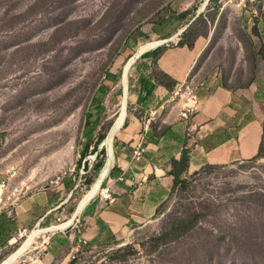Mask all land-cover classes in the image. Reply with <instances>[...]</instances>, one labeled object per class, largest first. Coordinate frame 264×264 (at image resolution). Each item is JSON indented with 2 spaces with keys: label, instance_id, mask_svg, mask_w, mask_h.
Returning a JSON list of instances; mask_svg holds the SVG:
<instances>
[{
  "label": "rangeland",
  "instance_id": "374dc122",
  "mask_svg": "<svg viewBox=\"0 0 264 264\" xmlns=\"http://www.w3.org/2000/svg\"><path fill=\"white\" fill-rule=\"evenodd\" d=\"M167 22L174 33L148 30ZM185 25L179 36L134 58L140 46L172 38ZM184 45L200 49L192 70L197 79L232 88L261 79L264 2L248 1L239 10L228 0H0V170L14 166L20 176L38 178L74 170L58 186L67 203L57 213L63 223L73 219L100 176L79 178V169L91 168L98 134L109 127L108 136L117 118L124 65L134 58L119 130L131 113L141 117L147 109L130 101L142 76L167 85L155 61L165 49ZM89 140L86 161L79 164ZM85 207L51 237L47 248L55 246V257L47 264L69 256ZM55 217L40 227L58 226ZM23 241H15L4 261ZM68 264H264V160L187 169L177 183L170 176L147 221L117 241L84 249L79 261Z\"/></svg>",
  "mask_w": 264,
  "mask_h": 264
},
{
  "label": "crops",
  "instance_id": "0c3cea01",
  "mask_svg": "<svg viewBox=\"0 0 264 264\" xmlns=\"http://www.w3.org/2000/svg\"><path fill=\"white\" fill-rule=\"evenodd\" d=\"M148 30L156 34L167 31L168 35L174 33L176 27L167 22L163 27L152 25ZM199 51L192 45L165 49L156 59L155 69L165 75L167 85L142 76L137 83L139 88L133 90L130 101L135 109L156 108L177 84L187 81L196 87L200 110L192 119L183 121L178 118L177 108L168 105L146 132L142 130L143 116L137 112L129 115L112 147L110 169L114 153L116 169L111 172L109 169L101 182L109 186L115 202L91 199L80 215L83 225L80 236L89 241L90 248L125 237L152 216L168 190L172 160H179L183 151L188 157L189 171L257 156L264 140V77L240 88L197 79L192 70ZM200 83L203 86H199ZM139 140L144 142L146 153L143 160L135 164L131 161V148ZM60 189L36 191L20 208L0 215L1 263L17 240L18 229L47 226L50 215L57 217V213L64 210L67 199L58 195ZM54 247L47 248L44 258L36 264L51 262L55 257ZM68 262L69 256L62 264Z\"/></svg>",
  "mask_w": 264,
  "mask_h": 264
},
{
  "label": "built area",
  "instance_id": "2783aa9c",
  "mask_svg": "<svg viewBox=\"0 0 264 264\" xmlns=\"http://www.w3.org/2000/svg\"><path fill=\"white\" fill-rule=\"evenodd\" d=\"M235 8L245 10L248 1L261 2L264 0H228ZM199 86H203L200 83ZM173 105L178 110V118L183 121L192 119L200 110V96L196 91V87L189 82L184 81L177 84L170 92L168 97L161 102L156 108H147L142 118V130L148 131L150 126L157 122L161 113L166 109V106ZM146 153V147L142 140L137 141L131 148V161L135 164L140 163ZM95 158V157H94ZM93 158V159H94ZM86 161V159H83ZM74 170H64L59 174L51 177L40 176L39 178L34 174L27 176H20L18 170L14 166L0 170V215L10 213L22 206V204L32 196L36 191H43L50 188H56L60 184H64L67 178L71 176ZM80 176L86 173L84 171V164L79 169ZM101 200L111 204L115 202V196L112 194L109 186L100 184L99 191L97 192ZM76 217H74V220ZM73 220V221H74ZM63 223L59 216L55 217V225ZM53 226V225H50ZM48 226V227H50ZM70 227V226H69ZM39 226L33 227L28 230L20 228L16 232L17 239L28 237L33 231L38 232ZM65 228L64 230H66ZM64 230L47 231L37 233L33 243L24 251V253L17 259L18 264H36L39 261L37 253L46 249L50 243L51 237ZM90 248L89 241L82 236H78L72 245L69 254V262L79 261V256L83 254L84 249ZM34 253V254H31Z\"/></svg>",
  "mask_w": 264,
  "mask_h": 264
},
{
  "label": "bare ground",
  "instance_id": "6f19581e",
  "mask_svg": "<svg viewBox=\"0 0 264 264\" xmlns=\"http://www.w3.org/2000/svg\"><path fill=\"white\" fill-rule=\"evenodd\" d=\"M204 6V5H203ZM159 42H149L146 43L142 46H140L138 48L137 54L135 55L137 58L139 54H141L144 51L150 50L154 47L158 46ZM133 57L130 58L126 64L123 67V71L121 74V85H122V103H121V107H120V111L117 115L116 120L114 121L110 132L108 134V136L105 138V142L106 145L108 147V149H110L111 146V141H112V137L113 135L119 130V128H121V126L124 123L125 120V115H126V98H127V77H128V72H129V68H130V64L132 63ZM200 85V84H199ZM105 176V174L102 172V174L99 176V178L97 179V181L95 182V184L93 185L92 190L87 193L80 201V203L78 204V207L76 209V214L74 217H76L81 210L83 209V207L97 194V192L99 191V187L100 184L102 182L103 177ZM73 219L68 220L67 222L58 225V226H52V227H44V228H39L38 232L33 231L32 233H30V235L28 237H26V239L23 241L22 245L20 246V248L14 253L12 254L7 260H5L4 262H2L1 264H14L17 259L24 253L25 250H27L30 245L33 243V240L35 239V236L37 233H43V232H47V231H55V230H63L65 228H68L72 222Z\"/></svg>",
  "mask_w": 264,
  "mask_h": 264
},
{
  "label": "trees",
  "instance_id": "16d2710c",
  "mask_svg": "<svg viewBox=\"0 0 264 264\" xmlns=\"http://www.w3.org/2000/svg\"><path fill=\"white\" fill-rule=\"evenodd\" d=\"M188 11H185L180 17L178 16L177 19H186V16L188 15ZM180 17V18H179ZM169 46V45H168ZM167 46V47H168ZM127 123L124 124V126ZM112 127V126H111ZM108 128L106 127L104 131H100V133L98 134V138L96 139V141L94 142L92 148L93 151L95 152V158L93 160V163L91 165V168L89 170L86 171V173L88 175H92L93 177L99 176L100 173L103 171V169L105 168V164H106V160H107V149L106 147L103 145L101 146V144L103 143V141L105 140L107 133H108ZM111 129V128H110ZM110 132V130H109ZM116 140V136L114 137ZM91 141L89 140L87 142V144H85L84 146V150L82 151L81 155H80V160H79V164L82 163L83 159L86 157L87 152H88V148L91 146ZM264 157V140L262 141L260 148H259V152L257 154V156L254 159H260ZM188 168V157L186 155V152L183 151L181 154V157L179 160H172V169L170 171V175L173 177V180L175 181V183H177V178L178 175H180L182 172L186 171ZM116 169V155L114 153V162L113 165L110 169V172L112 170ZM91 181L89 180L87 182V185L90 186Z\"/></svg>",
  "mask_w": 264,
  "mask_h": 264
},
{
  "label": "water",
  "instance_id": "95a60500",
  "mask_svg": "<svg viewBox=\"0 0 264 264\" xmlns=\"http://www.w3.org/2000/svg\"><path fill=\"white\" fill-rule=\"evenodd\" d=\"M199 12H200V11H198V12L195 14L194 17H197L198 14H199ZM186 27H187V25H185V27H184L183 29H181V30H180V31H179L174 37H172V38H168V39H166V40H163V41L159 42V43H158V46L164 44L165 42L171 41V40L174 39L175 37L179 36V35L184 31V29H185ZM158 46H157V47H158ZM142 53H143V52H142ZM142 53H141V54H142ZM141 54H139V55H141ZM139 55H138V56H139ZM112 138H113V137H112ZM103 145L106 147V149H107V154H108V159H107V162H106V167H105L104 170H103L104 174H106L107 171L110 169V166H111V164H112V160H113V152H112V145L110 146V149H108L105 140L103 141V143L101 144V146H103Z\"/></svg>",
  "mask_w": 264,
  "mask_h": 264
}]
</instances>
